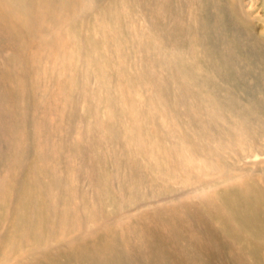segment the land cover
Segmentation results:
<instances>
[{
	"label": "rangeland",
	"instance_id": "rangeland-1",
	"mask_svg": "<svg viewBox=\"0 0 264 264\" xmlns=\"http://www.w3.org/2000/svg\"><path fill=\"white\" fill-rule=\"evenodd\" d=\"M220 199L264 235V0H0V264H264Z\"/></svg>",
	"mask_w": 264,
	"mask_h": 264
},
{
	"label": "bare ground",
	"instance_id": "bare-ground-1",
	"mask_svg": "<svg viewBox=\"0 0 264 264\" xmlns=\"http://www.w3.org/2000/svg\"><path fill=\"white\" fill-rule=\"evenodd\" d=\"M217 175H218V174H217ZM192 180H193V179H192ZM207 189H208V187H207ZM244 189L246 190L245 192L248 194V198L251 199L250 196L252 195V196L254 197V199H253V198H252V199L255 201V204H256L257 206L260 207L259 204H261L263 200H262V198H260V196L256 193L257 191L255 192V191L253 190V188L251 189V188H249V187H246V188L244 187ZM197 190H198V189H197ZM4 191H5V190H4ZM198 191H199V190H198ZM198 191H197V192H198ZM201 191H203V190H201ZM215 192H216V191H215ZM243 192H244V191H243ZM246 193H245V194H246ZM198 194H199V193H198ZM207 195H208V194H206V196H207ZM219 195H221V194L219 193V194H218V197H219ZM234 195H235V194H233V197H234ZM249 195H250V196H249ZM225 196H226V195H225ZM228 196H229V195H227L226 198H225L224 196H222V197H224L225 200L228 201ZM236 196H238V195H236ZM244 196H245V195H244ZM204 197H205V196H204ZM229 197H230V199H231L232 196H229ZM233 197H232V198H233ZM245 197H247V196H245ZM207 198H208V197H207ZM210 198H211V197H210ZM235 198H236V197H234L233 199L235 200ZM239 198H240V197H239ZM242 198H243V197H242ZM248 198H247V199H248ZM236 199H237V201H238V198H236ZM245 199H246V198H245ZM247 199H246V200H247ZM249 199L247 200V202H244L245 200L242 201V199H240V202H244L245 205H246V203L249 204V205H251L250 203H248V201H250ZM252 199H251V201H252ZM234 200H233V201H234ZM261 200H262V201H261ZM220 201H221V202H218V201H217L218 203H216V205H214V206H213V205H210L211 208H209V207L207 208V206H206L204 210H203L202 203H200V205L202 206V210H203V211H202V210H201V211H202L203 213L206 214V216L208 217L207 219L210 218V219H211L213 222H215L220 228H222V229H221V230H223L222 233L225 232V233L228 234V233L230 232V230H232V227H234V228L239 229V230L241 229V230H242V233L245 232V236H246V233H247V235L250 234L251 237L254 236V240H256L255 242H257V241L259 240V239H255V237H257V238H262V237L264 236V235L261 236L262 233L259 234V232H257V231H259V230H257L256 227H255V229H253L254 227L251 229V228H250L249 226H247V225L240 224V222H239V215H240V213L237 212V211H238L237 209H238V208H239V209L242 208L240 205H242L243 207H247V206L243 205V203H242V204L240 203V205H237V206H238V208H237V207H232L231 205L229 206V205L227 204V202H226V201H223L222 199H220ZM229 201H230V200H229ZM231 201H232V200H231ZM237 201L235 200V202H237ZM202 202H203V201H202ZM210 202H211V201H210ZM210 202H209V203H210ZM206 203H207V202H206ZM206 203H205V204H206ZM214 203H215V202H214ZM251 203H252V202H251ZM253 203H254V202H253ZM195 204H196V203H195ZM198 204H199V203H198ZM212 204H213V203H212ZM231 204H232V202H231ZM255 204H254V205H255ZM176 205H177V204H176ZM178 205H179V204H178ZM203 205H204V204H203ZM206 205H207V204H206ZM249 205H248V209H249V207H250V209H252V208H251L252 206H249ZM263 205H264V204H263ZM184 206H185V205H184ZM196 206H197V205H196ZM212 206H213V207H212ZM234 206H236V205H234ZM198 207H199V205H198ZM240 207H241V208H240ZM255 207H256V206H254L253 208H255ZM179 208H181V207H179ZM184 208H185V207H184ZM256 208L258 209V210H256V211L259 212L260 208H258V207H256ZM256 208H255V209H256ZM165 209H166V208H164V212H165ZM193 209H194V208H193ZM198 209H199V208H198ZM169 210H170V208H169ZM191 210H192V209H191ZM160 211H161V210H160ZM162 211H163V210H162ZM166 211H167V213L170 212V211L168 212V208H167ZM201 211H199V213H200ZM244 211H246V208L244 209ZM249 211H251V210H249ZM249 211H248V213H249ZM252 211H254V209H253ZM252 211H251V212H252ZM182 212H183V211H182ZM191 212H192V211H191ZM254 212H255V211H254ZM237 213H238L239 215H238ZM241 213H242V212H241ZM170 214H172V217H174L175 215H177V214H174V213H172V212L169 213L168 215H170ZM178 214H180V213L178 212ZM187 214H189V213H187ZM187 214H185V215H187ZM249 214H251V213H249ZM255 214L257 215L256 212H255ZM255 214L253 213V215H255ZM258 214H260V213H258ZM153 215H154V214H153ZM173 215H174V216H173ZM180 215H181V214H180ZM180 215H178V216H180ZM189 215H190V214H189ZM189 215H188V217H189ZM194 215H195V214H194ZM200 215H201V214H200ZM203 215H204V214H203ZM242 215H243V214H242ZM246 215H247V214H246ZM246 215H245V216H246ZM253 215H252V217H253ZM145 216H148V214L145 215ZM178 216H175L176 221H177V217H178ZM182 216H183V215H182ZM182 216H180V217H182ZM196 216H197V215H196ZM245 216H244V217H245ZM257 216H258V215H257ZM259 216H260V215H259ZM261 216H262V213H261ZM261 216H260V220H259L260 222L257 221L258 219L255 220V218H257V217H255V216H254L255 218L253 219V220H255V221H253V222H257V223H259V225H260V224H261V221H262ZM263 216H264V215H263ZM149 217H150V215H149ZM170 217H171V216H170ZM172 217H171L170 220L173 219ZM180 217H179V219H181ZM199 217H201V216H199ZM151 218H152V216H151ZM151 218H150V219H151ZM175 218H174V219H175ZM186 218H187V217H186ZM190 218H193V216H191ZM190 218H188L187 220H189ZM194 218L200 220L198 217H194ZM247 218H248V217H247ZM155 219H156V218H155ZM155 219H154V220H155ZM196 219H195V220H196ZM202 219H203V217H202ZM205 219H206V218H205ZM205 219H204V220H205ZM207 219H206V223H204L205 221H203L202 223L205 224V225L207 224V221H208V224H209V222H210V224L213 223V222L210 221V219H209V220H207ZM243 219H245V218H242V220H240V221H243ZM154 220L152 219V221H154ZM157 220H158V217H157ZM184 220H185V219H184ZM198 220H196V222H198ZM149 221H151V220H149ZM174 221H175V220H174ZM174 221H173L174 224H175V223H176V224L178 223V222H174ZM181 221H182V219H181ZM190 221H191L192 223L194 222L193 219H192V220L190 219V220L187 221V222H190ZM200 221H201V220H200ZM154 222H155V221H154ZM154 222H153V223H154ZM158 222H159V221H158ZM158 222L156 221L155 224H156V223H157L156 225H160V224H161V226L163 225L164 228H165V227H166V228H169V223H168V222H167V223H164V222L161 221V220H160V224H159ZM171 222H172V221H171ZM179 222H180V221H179ZM182 222H183V221H182ZM184 222H185V221H184ZM187 222H186V223H187ZM251 222H252V221H251ZM253 222H252L251 224H254V225L257 224V223H253ZM150 223H151V222H150ZM173 223H172V224H173ZM262 223H263V222H262ZM174 224H173V225H174ZM178 224H179V223H178ZM178 224H177L176 226H179ZM194 224H195V225H194L195 227L190 225V232H191V234H192L193 236L196 237V236H199V235H200V231H198L197 228L202 227V225H201L200 227H197V228H196V224H199V223H195V222H194ZM208 224H207V225H208ZM213 225H214V223H213ZM254 225H253V226H254ZM257 225H258V224H257ZM263 225H264V224H263ZM181 226H182V225H181ZM208 226H210V225H208ZM218 226H217V227H218ZM127 227H128V225H127ZM141 227H142V226H141ZM212 227H213V226H212ZM217 227H216V228H217ZM257 227L259 228V226H257ZM260 227L262 228V226H260ZM263 227H264V226H263ZM135 228H136V227H135ZM135 228H133V229H135ZM178 228H179V227H178ZM202 228H203V227H202ZM202 228H201V229H202ZM179 229H182V230H183V228H181V227H180ZM212 229H213V228H212ZM212 229H211V230H212ZM263 229H264V228H263ZM128 230H129V228H128ZM182 230H180V231H181V232H180L181 234H182ZM213 230L216 231V230H215V227H214ZM217 230H218V228H217ZM205 231H206V229H205ZM208 231H210V228L208 229ZM214 231H213V232H214ZM186 232H187V231L185 230V233H186ZM220 232H221V231H220ZM234 232H235V231H234ZM234 232H233V233H234ZM260 232H261V231H260ZM262 232H263V231H262ZM180 233L178 234V236H180V239H181V236H182V235H181ZM206 233H207V232H206ZM216 233H218V232H216ZM225 233H223V234L225 235V238L228 239L230 235H229V236H226ZM235 233H238V231L235 232ZM201 234H202V232H201ZM208 234H210V233H208ZM208 234H206V235H208ZM214 234H215V233H212L213 236H214ZM238 234H239V233H238ZM238 234H237V235H238ZM263 234H264V232H263ZM139 235H140L142 238H144V239H145V238H148V236H149V234H146L145 232H140ZM157 235H158V234H157ZM166 235H167V234H166ZM186 235L189 236L188 233H186ZM186 235H185V238H186ZM202 235H203V234H202ZM210 235H211V234H210ZM216 235H217V234H216ZM216 235H215V236H216ZM219 235H221V234L218 233V238L220 237ZM231 235H232V233H231ZM233 235H234V234H233ZM243 235H244V234H243ZM250 235H249V236H250ZM178 236H177V237H178ZM190 236H191V235H190ZM193 236H191V237H193ZM221 236H222V235H221ZM235 236H236V235H235ZM239 236H240V234H239ZM239 236H238V237L236 236V237L239 238ZM159 237H160V236H159ZM182 237H183V236H182ZM216 237H217V236H216ZM231 237L234 238V240H231V239H230V241H232V242L234 241V243L236 242L237 244H238L239 240L241 241V240L244 239L243 236H240L241 239L239 238V239L237 240V241H238V242H237L236 239H235V237H233V236H231ZM247 237H248V236H246V238H247ZM156 238H158V237H156ZM185 238H184V240H186ZM187 238H188V237H187ZM189 238H190V237H189ZM200 238H202V240H203V237L200 236ZM218 238H217V239L215 238V240L217 241ZM220 238H221V237H220ZM144 239H143V241H144ZM182 239H183V238H182ZM197 239H198V237H197ZM205 239H206V238H205ZM208 239H210V238H208ZM210 240H211V239H210ZM250 240H251V238H250ZM262 240H264V239H262ZM262 240L260 239V240L258 241V243L261 242ZM187 241H189V240H187ZM193 241H195V243H196V240H193ZM208 241H209V240H208ZM110 242H111V241H110ZM179 242H181V241H179ZM197 242H198V240H197ZM203 242H204V241H203ZM205 242H206V241H205ZM242 242H243V241H242ZM111 243H112V242H111ZM189 243H191V241H190ZM189 243H188V244H189ZM192 243H193V242H192ZM195 243H193V244H195ZM201 243H202V242L199 241V243H196V244L198 245V244H201ZM215 243H216V242H215ZM240 243H241V242H240ZM240 243H239V244H240ZM193 244H192V245H193ZM196 244H195V245H196ZM206 244H207V243H206ZM217 244H218V243H217ZM217 244H215V245H217ZM243 244H244V243H243ZM260 244H261V243H260ZM197 245H196V246H197ZM244 245H245V244H244ZM263 245H264V244H263ZM110 246H111V245H110ZM110 246H109V248H110ZM189 246H191V245H189ZM199 246H200V245H199ZM199 246H198V248H199ZM241 246H242V245H241ZM150 247H151V246H150ZM200 247L202 248L203 245L200 246ZM205 247H206V246H205ZM213 247H214V246H213ZM217 247H218V245H217ZM245 247H246V245H245ZM259 247H260V246H259ZM156 248H157V247H156ZM159 248H160V247H159ZM190 248H192V247H190ZM193 248H194V247H193ZM196 248H197V247H196ZM219 248H220V247H219ZM219 248H218V249H219ZM243 248H244V247L242 246V250H241V251L245 250V248H244V249H243ZM248 248H249V247H248ZM148 249H149V248H148ZM239 249H241V248L239 247ZM239 249H238V251H239ZM109 250H110V249H109ZM154 250H158V249H154ZM208 250H209V249H208ZM246 250H247V249H246ZM246 250H245L244 252H246L247 255H248V251L251 250V249H249L248 251H246ZM254 250H255V252H256L257 249H253V251L251 250L250 253L254 252ZM105 251H106V250H105ZM183 251H184V250H183ZM236 251H237V250H236ZM241 251H239V253H241ZM16 252H17V251H16ZM185 252H186V251H185ZM185 252H184V253H185ZM188 252H189V251H188ZM199 252H200V251H199ZM257 252H258V251H257ZM147 253H149V251H148ZM157 253H158V252H157ZM237 253H238V252H237ZM242 253H243V252H242ZM250 253H249V254H250ZM195 254H196V253H195ZM235 254H236V253H235ZM257 254H258V253H257ZM182 255H183V254H182ZM199 255H200V253H199ZM241 255H242V254H241ZM0 256H1V255H0ZM149 256H150V255H149ZM157 256H158V255H157ZM238 256H239V255H238ZM242 256H243V255H242ZM180 258H181V257H180ZM180 258H179V259H180ZM195 258H196V257H195ZM241 258H242V257H239V260H238V259H237V256H236L237 262L240 261ZM252 258H253V257H252ZM252 258H251V259H252ZM251 259H250V260H251ZM205 260H206V259H205ZM246 260H247V259H246ZM255 260H256V259H255ZM156 261H157V258H156ZM244 261H245V260H244ZM198 262L200 263L201 261L198 260ZM240 262H242V260H241ZM155 263H156V262H155ZM255 263H256V261H255ZM255 263H254V264H255ZM201 264H202V263H201Z\"/></svg>",
	"mask_w": 264,
	"mask_h": 264
}]
</instances>
